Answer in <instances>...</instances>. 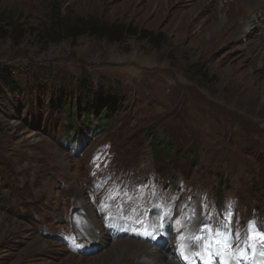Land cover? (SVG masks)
Segmentation results:
<instances>
[{"label":"rangeland","instance_id":"374dc122","mask_svg":"<svg viewBox=\"0 0 264 264\" xmlns=\"http://www.w3.org/2000/svg\"><path fill=\"white\" fill-rule=\"evenodd\" d=\"M233 2L0 0V264H199L222 225L264 264V0ZM80 18L124 31L53 40Z\"/></svg>","mask_w":264,"mask_h":264},{"label":"trees","instance_id":"16d2710c","mask_svg":"<svg viewBox=\"0 0 264 264\" xmlns=\"http://www.w3.org/2000/svg\"><path fill=\"white\" fill-rule=\"evenodd\" d=\"M58 23L61 24L60 25L61 27H59L60 28L59 32L56 35V37H54L53 40H60L61 38L76 39L77 37H79L81 35L87 34L88 29L91 32L99 33L100 36H106L108 34V35L115 36L117 39V38H119L121 33L124 31L123 27H119V26L111 27L112 25L103 24V23H100V22L95 21V20H86L83 18H80V19L76 20L75 22L69 23V24L64 22L63 19H60V21ZM83 84H84V82L82 83V86H83ZM83 89H84V87L82 88V90ZM86 91L89 94L91 93V90L88 88L86 89ZM104 94H106V93H104ZM103 101H107V100H103ZM90 111L86 110L87 113L93 112V111H91V112ZM103 114H104V108H102L101 110L96 109L93 113V115L98 116V118H102ZM153 149H154L156 154H158L160 151L161 154L165 153V154H168L169 156H170L171 152L173 150H175V148H172V147L168 148L164 143H159V142L153 144Z\"/></svg>","mask_w":264,"mask_h":264},{"label":"bare ground","instance_id":"6f19581e","mask_svg":"<svg viewBox=\"0 0 264 264\" xmlns=\"http://www.w3.org/2000/svg\"><path fill=\"white\" fill-rule=\"evenodd\" d=\"M225 1H229V0H224V2ZM233 1H234L233 3L235 4L239 0H233ZM227 4H229V2ZM229 6H230V4H229ZM248 19H250V18H248ZM249 21L250 20H248V22ZM250 23H252V22H250ZM88 211H89V216L91 218L95 216L94 212L92 211V208L88 209ZM181 230L182 229L180 228V231ZM97 231L99 232V235L101 236L103 233V229L101 227L91 228L89 233L92 236L99 238V235H97ZM173 240L176 241L175 236H173ZM87 246H89V245H87ZM114 249H115V252H112V258L114 261L117 258H119L121 253L126 249V252H124V254L126 253V255L123 256V254H122V256L124 258H121L123 260L121 262H119L120 264H132L131 263V257H134V256L136 257V261L134 264H154L155 262H159L163 258L162 253L157 249L156 245L146 244L145 242H142V241L136 242V243L131 242V241H127V240H122L120 242L116 241V244L114 245ZM174 250H175V248H174ZM167 264H181V263L178 260L171 259Z\"/></svg>","mask_w":264,"mask_h":264},{"label":"snow or ice","instance_id":"6c2138e0","mask_svg":"<svg viewBox=\"0 0 264 264\" xmlns=\"http://www.w3.org/2000/svg\"><path fill=\"white\" fill-rule=\"evenodd\" d=\"M230 215V214H229ZM227 225H222L221 228L222 230H217L214 233V239L216 242V250L213 251V249H209V251L213 252V255L218 253V250L220 247L224 246L225 244H231L233 243L232 239H230V234L227 231ZM232 235H236L235 233H233ZM198 237H194V239H196ZM252 241V246L255 247L257 242L264 244V230L257 232L255 227H253L252 225L249 226L246 234H245V243H247L248 241ZM77 247H80L79 245H77ZM243 258H247L246 256Z\"/></svg>","mask_w":264,"mask_h":264}]
</instances>
